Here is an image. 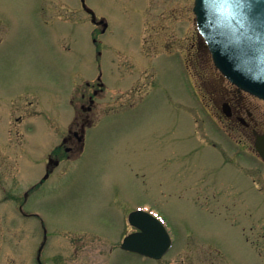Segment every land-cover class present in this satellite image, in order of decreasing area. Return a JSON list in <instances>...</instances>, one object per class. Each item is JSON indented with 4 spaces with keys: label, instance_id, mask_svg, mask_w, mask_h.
I'll list each match as a JSON object with an SVG mask.
<instances>
[{
    "label": "rangeland",
    "instance_id": "1",
    "mask_svg": "<svg viewBox=\"0 0 264 264\" xmlns=\"http://www.w3.org/2000/svg\"><path fill=\"white\" fill-rule=\"evenodd\" d=\"M86 2L106 33L80 0H0V264H264V163L211 117L208 98L229 82L194 1ZM100 73L83 152L25 197L72 120V94ZM246 98L264 123V100ZM138 208L173 238L159 260L121 248Z\"/></svg>",
    "mask_w": 264,
    "mask_h": 264
},
{
    "label": "water",
    "instance_id": "2",
    "mask_svg": "<svg viewBox=\"0 0 264 264\" xmlns=\"http://www.w3.org/2000/svg\"><path fill=\"white\" fill-rule=\"evenodd\" d=\"M87 10L93 22L103 24ZM194 10L216 66L240 88L264 98V0H196ZM256 146L264 158V136ZM129 221L138 230L125 237L122 248L156 259L170 249L171 236L158 218L136 210Z\"/></svg>",
    "mask_w": 264,
    "mask_h": 264
},
{
    "label": "flooded vegetation",
    "instance_id": "3",
    "mask_svg": "<svg viewBox=\"0 0 264 264\" xmlns=\"http://www.w3.org/2000/svg\"><path fill=\"white\" fill-rule=\"evenodd\" d=\"M80 2L83 12L87 13L90 18H92V13L83 6L82 0H80ZM97 15L99 17L98 22L104 18V16ZM104 23L106 24L108 21L104 20L103 24ZM103 24L94 23L97 29L101 30V33L104 34L109 30V23L105 29ZM96 39V37L93 38L95 43H97ZM203 46L205 48V53L207 54L208 52L210 57V52L207 49L208 47L206 43H204ZM220 76H222L221 82H229L223 75L220 74ZM84 82L85 87L80 92V95L75 96L72 94L70 98V103L74 108V115L72 120L68 123L66 132L61 133L62 135L59 136L57 142L47 153L44 164L45 171L42 174L41 179L37 181L30 190L25 192V197L38 188L39 185H43L52 176L55 169L62 164L65 158L70 159L83 152L88 130L92 127L91 125L95 118L94 115L99 107V98L104 94L108 86L102 78V73H100L95 79H88ZM229 84L228 86L224 85V87L220 89L219 95L208 98L211 100V103L215 108V114L211 117L217 121V126H222L221 128H224L227 131L235 130L239 133L241 132L245 137L252 141L251 148L255 151L256 157L264 163V160L258 156L255 145L257 135L264 133V123L256 121L254 112L250 108L246 98V95L248 96L249 93L247 94V92L231 82H229ZM219 119H226L227 122H218Z\"/></svg>",
    "mask_w": 264,
    "mask_h": 264
}]
</instances>
